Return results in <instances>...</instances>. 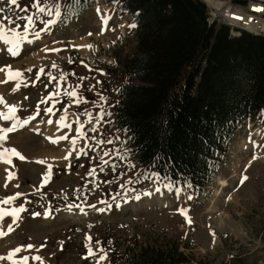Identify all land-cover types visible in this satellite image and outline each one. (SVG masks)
<instances>
[{
	"label": "rangeland",
	"instance_id": "1",
	"mask_svg": "<svg viewBox=\"0 0 264 264\" xmlns=\"http://www.w3.org/2000/svg\"><path fill=\"white\" fill-rule=\"evenodd\" d=\"M62 2L41 0L46 11L39 13L36 0H17V6L0 0V19L32 16L34 25L16 55L0 40V113L13 116L0 118V129L28 121L0 145L19 153L11 164L0 160V264H12L6 257L17 247L23 250L13 259L28 256V264H123L142 247H174L191 264H264V111L237 130L210 186L198 193L140 175L127 136L109 118L125 80L114 69L115 57L136 54L131 18L96 0L64 20L55 15ZM26 23L4 20L21 35ZM71 91L77 95L70 97ZM61 117L71 127H60ZM78 124L83 135L76 133ZM62 136L67 139L59 146L50 143ZM73 139L82 151L67 159ZM21 207L27 211L14 223L13 210Z\"/></svg>",
	"mask_w": 264,
	"mask_h": 264
},
{
	"label": "trees",
	"instance_id": "2",
	"mask_svg": "<svg viewBox=\"0 0 264 264\" xmlns=\"http://www.w3.org/2000/svg\"><path fill=\"white\" fill-rule=\"evenodd\" d=\"M96 0H64L62 17ZM132 16L136 54L115 57L124 79L110 118L138 168L201 191L236 131L264 109V35L208 25L199 0H103ZM123 264H191L174 247H142Z\"/></svg>",
	"mask_w": 264,
	"mask_h": 264
},
{
	"label": "snow or ice",
	"instance_id": "3",
	"mask_svg": "<svg viewBox=\"0 0 264 264\" xmlns=\"http://www.w3.org/2000/svg\"><path fill=\"white\" fill-rule=\"evenodd\" d=\"M8 2L11 5H13V6H17V0H8ZM40 3H41V0H36V3H34L32 6L34 8H36L37 12L44 13L46 11V8L45 7H41L40 6ZM24 11H27V9H24ZM0 12H3V9H0ZM47 14H48V16H52V14H53L52 10L51 9H47ZM55 15L56 16H59L60 15L59 5H56ZM4 20L7 21L8 25L14 24L16 22V20H26L27 23L24 25V34L21 35L17 31L16 28H11V29L6 28L5 27V24H4ZM47 23L48 24H51V23H53V21L49 20V21H47ZM33 26L34 25H33V17L32 16H24V17L17 16L15 19H13L10 16L5 15V16H3L2 19H0V40H4L5 43L13 45V47L10 48L9 51L12 52L13 55H16L15 49L19 46L20 41L27 40V36H28L29 29L31 27H33ZM134 26L135 25H133V27ZM9 33L11 34V38L9 36ZM35 35H36V37L38 39L39 38V33L37 32V33H35ZM17 37H19V39H17ZM27 42L28 43H31L32 41L28 40ZM53 67H55V65H53ZM0 70H2V69H0ZM16 75H19V73H16ZM17 86H19V85H17ZM68 95L70 97H75L77 95V93L75 91H71V92L68 93ZM0 103H2V101H0ZM15 111H16L15 108L9 109V112L10 113H14ZM52 111H53V109L51 107H48V108L45 109V112L46 113H52ZM89 117H90L89 122L91 123V116H90V114H89ZM0 118H2L4 120H12L13 119V116L12 115H5L4 113H0ZM32 119H35V117H33ZM97 119H100V117H97ZM47 123L51 124L52 121L51 120H48ZM26 124H28V121L27 120L23 121L22 123L21 122H14L11 127H6V128L0 129V145H2V143L6 139L8 133L14 132L17 129V127L23 126V125H26ZM59 126L60 127H71V125L64 123V117H61L60 118ZM82 127H83L82 124H78L77 129H76V133H77L78 136L79 135H83V133L81 132V128ZM91 130L92 131H95V128H93ZM61 139H67V137H63L62 136ZM108 143H110V141ZM72 144L73 145L76 144V140L75 139L72 140ZM11 155L19 156V153H17L15 149H7V148H4L3 151H0V160H2L5 163L11 164V162H12L11 161V158H10ZM105 155H107V153H105ZM19 158L21 160L24 159L23 156H20ZM105 163H107V161H105ZM89 175H91V173H89ZM9 179H11V174H9ZM45 179H47V177H45ZM245 180H247V177L246 176L242 178L241 183H243ZM14 199H15V197H10L7 200L3 201V203L7 204V203L11 202ZM136 199H139V197H136ZM188 199H191V197H189ZM69 207L71 208L72 206L69 205ZM24 211H27V209H25L23 207H21L19 209H14L13 210L12 215L14 217V220H13L14 223L16 222V220L19 219L18 213L24 212ZM179 211L181 212V214H184V210L183 209H180ZM39 215H40V213H33V216H39ZM45 215L47 217L48 214L46 213ZM2 217H3V213L0 212V219H2ZM11 230H12L11 229V226H9V231H11ZM0 235H3V232L2 231H0ZM88 239L91 240L90 237H88ZM32 247H33L32 245H28L27 246V248H29V249H31ZM22 250H23L22 247H17L12 252H10L6 258L8 260L12 261V264H28V260H29V257L28 256H24V257H22L18 261L13 259V257L17 253L21 252ZM92 255H93L92 248L89 247L88 248V256H92ZM105 258L106 257L102 255L99 259L100 260H103ZM2 259H5V257H0V260H2ZM32 259L33 260H36V261H40L41 260V257L40 256H34V257H32Z\"/></svg>",
	"mask_w": 264,
	"mask_h": 264
},
{
	"label": "bare ground",
	"instance_id": "4",
	"mask_svg": "<svg viewBox=\"0 0 264 264\" xmlns=\"http://www.w3.org/2000/svg\"><path fill=\"white\" fill-rule=\"evenodd\" d=\"M208 6L211 7V11H209V15L212 20L216 19L218 21L225 22L231 26H234V27L246 30V31H250L255 34H261L264 32V25L261 26V25L245 23L244 21L237 20V18L231 17L230 15H227L226 13L216 14L214 12V5L211 2H208ZM245 15L249 17H253L257 21H261V23H264V10H262L261 8L245 7ZM207 20H208V17H207ZM69 124H71V121L69 122ZM49 139H51L50 143L52 142L55 143L54 146H59L63 142V139L61 138L59 139L49 138ZM81 151H82L81 146L79 147L78 144L73 145L72 140H71L69 147L67 148V152L65 153V155H67L66 158L69 159V157L71 158L73 156H77L79 155ZM219 185L221 187H224L226 185V182L220 181ZM219 229L222 230L221 227H219Z\"/></svg>",
	"mask_w": 264,
	"mask_h": 264
},
{
	"label": "built area",
	"instance_id": "5",
	"mask_svg": "<svg viewBox=\"0 0 264 264\" xmlns=\"http://www.w3.org/2000/svg\"><path fill=\"white\" fill-rule=\"evenodd\" d=\"M214 5V12L226 13L231 17L237 18V20L244 21L245 23H250L254 25H264L261 21H257L253 17L245 15V7L261 8L264 10V0H241L244 3H235L234 0H225L223 2H217L216 0H206ZM240 1V0H239Z\"/></svg>",
	"mask_w": 264,
	"mask_h": 264
}]
</instances>
